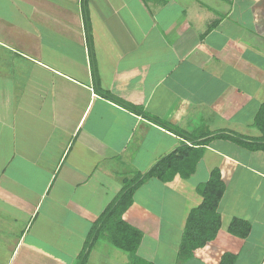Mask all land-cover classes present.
Here are the masks:
<instances>
[{
	"label": "crops",
	"instance_id": "0c3cea01",
	"mask_svg": "<svg viewBox=\"0 0 264 264\" xmlns=\"http://www.w3.org/2000/svg\"><path fill=\"white\" fill-rule=\"evenodd\" d=\"M82 1L6 0L4 13L0 2V264H79L128 173L188 143L148 116L185 132L261 135L253 123L264 102V0H90L100 87L148 115L97 90ZM202 164L204 181L218 167L227 186L222 227L183 264H221L226 253L234 264H264V151L214 139ZM178 179H148L124 214L152 264H179L187 215L202 201L203 180L186 191ZM161 187L191 199L180 229L170 223L177 198ZM233 217L251 222L247 237L228 231ZM94 256L132 264L104 238L87 264Z\"/></svg>",
	"mask_w": 264,
	"mask_h": 264
},
{
	"label": "trees",
	"instance_id": "16d2710c",
	"mask_svg": "<svg viewBox=\"0 0 264 264\" xmlns=\"http://www.w3.org/2000/svg\"><path fill=\"white\" fill-rule=\"evenodd\" d=\"M89 3L90 0L82 1V15L97 90L102 95L123 103L136 113L147 114L142 107L122 101L100 87ZM215 25H217V21L210 26V29ZM148 117L172 129L176 134L184 137L188 143L182 144L173 152L161 158L147 172H135L134 176L124 179L120 193L108 204L93 224L87 237L86 246L79 256V264L88 263L93 245L102 238L114 247L129 253L132 256V264H152L138 254V249L144 238L143 232L124 219V214L134 203L136 190L151 178H157L161 181H171L178 175L184 179L190 178L196 172L198 164L204 156L205 146L214 139L232 141L249 151H264V102L258 109L253 123V126L261 132L259 137L246 136L228 130L212 132L206 128L195 132H185L173 128L160 118ZM196 189L201 195L202 201L197 207L192 208L187 215L179 243L177 258L179 264L188 261L197 249L214 240L222 227L220 203L226 193L227 186L223 180L221 170L218 167L212 169L208 179L198 184ZM251 230V222L240 217H233L228 225L230 233L242 238L247 237ZM235 259L234 254L226 253L222 257L221 264H234Z\"/></svg>",
	"mask_w": 264,
	"mask_h": 264
},
{
	"label": "rangeland",
	"instance_id": "374dc122",
	"mask_svg": "<svg viewBox=\"0 0 264 264\" xmlns=\"http://www.w3.org/2000/svg\"><path fill=\"white\" fill-rule=\"evenodd\" d=\"M134 1V0H133ZM0 2H2V4H4L5 6L3 7V10H2V13H4L5 11H6V9H8L9 7H6V0H0ZM123 11V10H122ZM82 12V11H81ZM10 16H8V17H11V18H13L14 19V23H17L18 21H19V18L17 17V15L15 14V16H13V14H9ZM80 17H81V14H80ZM4 18H6V15L4 16ZM113 21V22H115L116 20L115 19H110V21ZM58 38V37H57ZM60 38H58V40H59ZM61 40V39H60ZM63 40V39H62ZM64 41L65 42H67L65 39H64ZM57 46L59 45V44H56ZM66 45V47H72V44H71V42H69V44H65ZM9 110L11 111V107L9 108ZM0 135H2L1 134V132H0ZM2 151H6V149H4V150H2ZM216 163H219V161L218 160H216ZM203 168H205L204 167V164H202L201 165V167H199L198 169H197V171H196V173H194L191 177H190V179H184V180H176V182L175 183H177V184H179V187H181V188H183V189H185L186 191L187 190H189V191H191L192 190V185H193V183L194 182H196V181H201V180H203L204 179V177H205V170L203 169ZM134 174L135 173H133V172H129L128 173V177H131L132 175L134 176ZM204 181V180H203ZM175 188H177V190L176 191H179L178 190V187H177V185H175ZM159 190H164V191H166V190H168V191H170L169 192V195L168 196H170V198H177L175 201H174V211H173V216L171 217V224H173L174 225V227L176 228V229H180L181 228V226L182 225H180V224H183V218H184V216L187 214V212L192 208V207H187L186 205H187V203H190L191 202V199L190 198H186V196L185 195H183L182 193H180L179 194V192H176V193H178L179 195H177L175 192H173V190L171 189V188H169L168 187V189H166V187H161V188H158ZM143 190H145V189H143ZM162 193H164V192H161V194H160V196L163 198L164 197V194H162ZM191 194H194L195 196L194 197H196L197 199H199L198 198V196H197V194H196V192H192ZM235 198V197H234ZM165 200V199H164ZM161 201H162V199H161ZM173 203V202H172ZM193 206L195 205V202H194V204H192ZM154 206L155 207H157L156 206V204H154ZM168 206H171L172 207V204L170 203V201H168L167 202V207ZM222 214V213H221ZM241 212H239L238 213V215L237 216H241ZM155 246V245H154ZM156 248V247H155ZM145 249L147 250L148 249V246H146V247H144L143 248V250L145 251ZM95 257V256H94ZM97 257H95L94 258V262L92 263V264H97ZM114 264H116V263H114Z\"/></svg>",
	"mask_w": 264,
	"mask_h": 264
}]
</instances>
